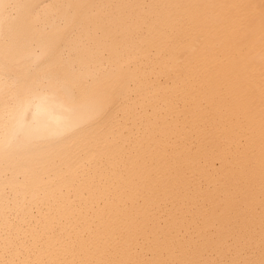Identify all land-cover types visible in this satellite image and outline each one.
<instances>
[{"label":"bare ground","instance_id":"bare-ground-1","mask_svg":"<svg viewBox=\"0 0 264 264\" xmlns=\"http://www.w3.org/2000/svg\"><path fill=\"white\" fill-rule=\"evenodd\" d=\"M0 264H264V0H0Z\"/></svg>","mask_w":264,"mask_h":264}]
</instances>
